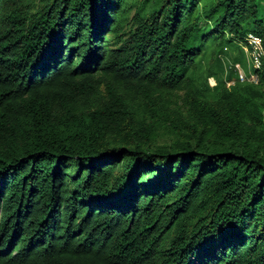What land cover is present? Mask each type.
I'll use <instances>...</instances> for the list:
<instances>
[{
	"label": "trees",
	"instance_id": "obj_1",
	"mask_svg": "<svg viewBox=\"0 0 264 264\" xmlns=\"http://www.w3.org/2000/svg\"><path fill=\"white\" fill-rule=\"evenodd\" d=\"M250 33L259 0H0V264H264Z\"/></svg>",
	"mask_w": 264,
	"mask_h": 264
},
{
	"label": "built area",
	"instance_id": "obj_2",
	"mask_svg": "<svg viewBox=\"0 0 264 264\" xmlns=\"http://www.w3.org/2000/svg\"><path fill=\"white\" fill-rule=\"evenodd\" d=\"M243 51L245 52L250 68V72H246L244 68L237 64L234 66L238 81L240 83L249 82L254 85L260 84V75L258 71L262 68V61L264 57V43L263 39L253 33L247 35L245 39V43L242 46ZM215 81L213 78H211ZM235 82L228 83V86H233Z\"/></svg>",
	"mask_w": 264,
	"mask_h": 264
},
{
	"label": "rangeland",
	"instance_id": "obj_3",
	"mask_svg": "<svg viewBox=\"0 0 264 264\" xmlns=\"http://www.w3.org/2000/svg\"><path fill=\"white\" fill-rule=\"evenodd\" d=\"M259 1L262 5H264V0H259ZM213 61H214V57H211L210 62H213ZM209 83L211 86L216 85V81H213L212 79H209ZM178 96H182V93H179ZM178 100H179V97H177V101ZM157 129L158 130L156 133V139L154 141V144L156 146H168L176 139V136L173 134V129L165 121H161Z\"/></svg>",
	"mask_w": 264,
	"mask_h": 264
}]
</instances>
